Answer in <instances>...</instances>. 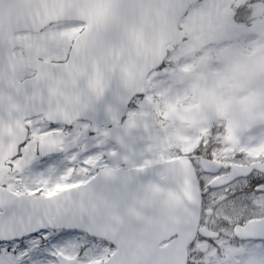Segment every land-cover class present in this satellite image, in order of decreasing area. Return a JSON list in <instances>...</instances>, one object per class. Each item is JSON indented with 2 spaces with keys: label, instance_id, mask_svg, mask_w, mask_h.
Masks as SVG:
<instances>
[{
  "label": "snow or ice",
  "instance_id": "snow-or-ice-1",
  "mask_svg": "<svg viewBox=\"0 0 264 264\" xmlns=\"http://www.w3.org/2000/svg\"><path fill=\"white\" fill-rule=\"evenodd\" d=\"M0 264H264V0H0Z\"/></svg>",
  "mask_w": 264,
  "mask_h": 264
}]
</instances>
